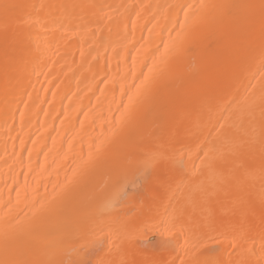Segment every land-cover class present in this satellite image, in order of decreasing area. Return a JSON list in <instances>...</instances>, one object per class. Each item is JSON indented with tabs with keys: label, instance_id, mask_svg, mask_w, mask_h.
<instances>
[{
	"label": "bare ground",
	"instance_id": "obj_1",
	"mask_svg": "<svg viewBox=\"0 0 264 264\" xmlns=\"http://www.w3.org/2000/svg\"><path fill=\"white\" fill-rule=\"evenodd\" d=\"M0 264H264V0H0Z\"/></svg>",
	"mask_w": 264,
	"mask_h": 264
}]
</instances>
